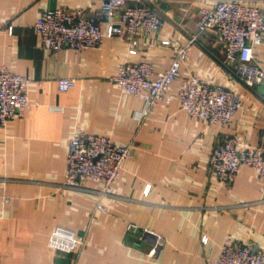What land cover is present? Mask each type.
<instances>
[{
	"label": "crops",
	"instance_id": "1",
	"mask_svg": "<svg viewBox=\"0 0 264 264\" xmlns=\"http://www.w3.org/2000/svg\"><path fill=\"white\" fill-rule=\"evenodd\" d=\"M146 1L163 18L149 34L124 31L95 46L53 50L33 28L36 16L59 5L92 11L100 0H0V67L28 76L30 102L0 124V264H209L227 238L264 252L263 179L241 163L227 184L209 167L212 149L226 134L264 147V93L225 63L215 33L206 31L191 42L168 95L139 120L144 94L113 84L118 64L144 57L156 71L164 69L174 49L161 40L186 42L197 31L200 9L216 0ZM244 1L264 12V0ZM254 57L264 68V40L254 46ZM193 74L238 96L241 106L230 122L206 123L181 108L177 89ZM62 76L75 78L74 85L60 90ZM77 128L131 144L102 211L95 208L99 183L62 184ZM57 226L83 236V247L76 253L51 248Z\"/></svg>",
	"mask_w": 264,
	"mask_h": 264
},
{
	"label": "built area",
	"instance_id": "2",
	"mask_svg": "<svg viewBox=\"0 0 264 264\" xmlns=\"http://www.w3.org/2000/svg\"><path fill=\"white\" fill-rule=\"evenodd\" d=\"M106 30H102V24ZM163 23L162 16L146 0H100L96 10L83 6L67 8L63 5L43 9L33 21V28L40 39L51 49L63 47L82 49L100 44L104 37L120 34H149ZM12 26H8L11 32ZM214 32L222 45L225 63L247 84H264V68L255 60L254 46L264 40V12L256 3L244 0H216L213 6L202 7L197 19V31L184 42L172 44L174 57L162 70L141 57L124 60L118 64L110 79L118 88L144 94V105L136 112L142 120L150 106L168 95L170 82L180 75V64L186 58L191 42L197 34ZM135 49L131 48L130 52ZM75 78L62 76L57 80L60 90L74 85ZM28 76L5 65L0 67V124L22 114L29 106ZM180 106L191 117L206 123L225 124L232 120L241 106L238 96L220 82L210 83L199 75L183 76L176 93ZM131 144L113 139L104 133H94L84 128L75 129L70 136L62 184L75 186L84 180L98 184L99 196L95 208L104 210L102 199L110 195L112 184L118 179L123 161L130 156ZM241 163L253 166L264 181V147L242 144L237 136L226 134L211 152L209 167L223 183H231ZM149 184L144 188L147 194ZM128 229L136 228L128 223ZM206 243L208 237L201 238ZM48 245L56 251L78 252L84 245V237L75 231L57 226L50 233ZM159 240L150 248L153 255ZM209 264H264V252L250 243L233 242L227 238L217 256Z\"/></svg>",
	"mask_w": 264,
	"mask_h": 264
},
{
	"label": "water",
	"instance_id": "3",
	"mask_svg": "<svg viewBox=\"0 0 264 264\" xmlns=\"http://www.w3.org/2000/svg\"><path fill=\"white\" fill-rule=\"evenodd\" d=\"M258 90L264 93V84H258Z\"/></svg>",
	"mask_w": 264,
	"mask_h": 264
}]
</instances>
